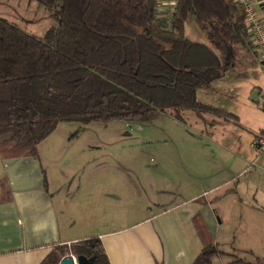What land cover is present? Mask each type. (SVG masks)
Wrapping results in <instances>:
<instances>
[{
  "label": "trees",
  "instance_id": "1",
  "mask_svg": "<svg viewBox=\"0 0 264 264\" xmlns=\"http://www.w3.org/2000/svg\"><path fill=\"white\" fill-rule=\"evenodd\" d=\"M37 1L57 19L41 36L0 16V151L10 157L37 158L39 142L60 120H180L184 108L209 109L196 90L226 67L211 48L186 38L190 15L221 42H251L233 0H176L167 28L157 0ZM65 246L40 264H57ZM69 246L75 256L109 264L97 236ZM217 253L226 252L208 243L191 264H212Z\"/></svg>",
  "mask_w": 264,
  "mask_h": 264
},
{
  "label": "crops",
  "instance_id": "2",
  "mask_svg": "<svg viewBox=\"0 0 264 264\" xmlns=\"http://www.w3.org/2000/svg\"><path fill=\"white\" fill-rule=\"evenodd\" d=\"M157 1L164 14L176 4ZM252 1L264 17V0ZM52 159L46 166L39 153L10 157L0 151V264H40L66 244L61 259L72 253L71 242L88 236L100 238L109 264H191L208 243L226 252L214 255L212 264H262L264 185L243 177L246 158L222 184L178 181L160 170L158 180L145 183L156 207L123 223L117 222L132 209L122 213L120 201L134 194L129 189L136 183L106 179L98 167L75 180L77 163L61 170Z\"/></svg>",
  "mask_w": 264,
  "mask_h": 264
},
{
  "label": "rangeland",
  "instance_id": "3",
  "mask_svg": "<svg viewBox=\"0 0 264 264\" xmlns=\"http://www.w3.org/2000/svg\"><path fill=\"white\" fill-rule=\"evenodd\" d=\"M156 15L163 27L170 26V18L159 11L158 1ZM0 16L37 36L57 25L53 10L37 0H0ZM184 33L188 40L211 48L221 70L226 67L208 86L196 90L197 99L209 109L184 108L180 120L167 114L148 121L60 120L38 145L46 166L52 158V164L61 170L77 163L80 171L75 180L81 171L98 167L105 170L106 179L136 183V189H129L134 194L120 201L122 213L132 209V216L125 215L128 217L117 223L156 207L145 183L158 180L160 170L178 181L222 184L233 180V171L241 168L246 158L243 177L264 185V160H256L251 146L254 132L264 128V110L256 102L258 92L264 90V59L254 51L252 42L219 41L217 33L200 28L194 15L186 19ZM109 201L117 203L112 198ZM258 257L264 262V248Z\"/></svg>",
  "mask_w": 264,
  "mask_h": 264
},
{
  "label": "built area",
  "instance_id": "4",
  "mask_svg": "<svg viewBox=\"0 0 264 264\" xmlns=\"http://www.w3.org/2000/svg\"><path fill=\"white\" fill-rule=\"evenodd\" d=\"M233 2L242 8L245 14L247 32L254 51L264 59V17L259 14L252 0H233ZM166 15L170 18V14ZM256 102L264 110V90L258 92ZM251 146L255 150L256 156L264 152V131H261L252 139ZM69 254L75 259L73 253Z\"/></svg>",
  "mask_w": 264,
  "mask_h": 264
},
{
  "label": "water",
  "instance_id": "5",
  "mask_svg": "<svg viewBox=\"0 0 264 264\" xmlns=\"http://www.w3.org/2000/svg\"><path fill=\"white\" fill-rule=\"evenodd\" d=\"M58 264H96L92 258H88L85 255H77L75 259L69 254L63 256Z\"/></svg>",
  "mask_w": 264,
  "mask_h": 264
}]
</instances>
